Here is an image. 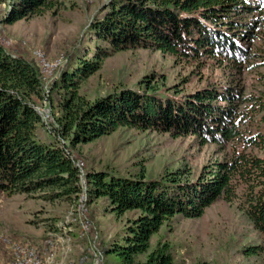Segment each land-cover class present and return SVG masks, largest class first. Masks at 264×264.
<instances>
[{
    "label": "trees",
    "instance_id": "1",
    "mask_svg": "<svg viewBox=\"0 0 264 264\" xmlns=\"http://www.w3.org/2000/svg\"><path fill=\"white\" fill-rule=\"evenodd\" d=\"M0 5L6 7L2 23L10 25L56 15L62 3L0 0ZM102 13L90 27L95 44L70 55L45 96L54 109L56 93L57 142L37 136L42 123L32 99L45 95L37 67L0 46V194L77 200L80 178L66 145L91 143L120 127L194 137L199 146L214 145L223 154L194 181L87 175L90 196L107 199L115 215L138 213L124 237L104 249L105 264H175L170 245L158 242L150 250L151 238L176 215L200 217L216 201L235 204L264 241V91L246 94L243 87L209 84L184 92L166 88L164 76L150 75L141 90L121 88L93 101L80 94L81 83L117 52H159L189 66L191 75L207 63L239 76L264 69V0H110ZM258 34L263 46L255 65L251 44ZM258 251L244 250L247 256Z\"/></svg>",
    "mask_w": 264,
    "mask_h": 264
},
{
    "label": "rangeland",
    "instance_id": "2",
    "mask_svg": "<svg viewBox=\"0 0 264 264\" xmlns=\"http://www.w3.org/2000/svg\"><path fill=\"white\" fill-rule=\"evenodd\" d=\"M60 1L62 6L56 15L10 25L2 23L6 7L0 5V46L13 56L32 61L39 71L45 95L32 102L42 123L37 136L46 142L58 141L55 118L59 112L54 106L57 97L54 92V109L49 108L45 102L48 89L71 54L95 44L90 27L102 17L110 0ZM259 38L258 34L251 44V63L255 65L260 63L256 56L263 46ZM190 71L189 66L177 65L172 57L159 52H117L104 61L100 71L81 83L80 94L93 101L121 88L141 90L143 79L150 75L164 76L166 88L176 86L184 92L209 84L243 87L246 94L264 91L263 68L243 71L239 76L229 68L207 63L199 75H191ZM186 78L190 81L183 85ZM66 148L79 176L83 174L78 199L51 202L42 199L41 194H0V264L16 263V244L35 248L40 264H105L109 259L104 249L124 237L125 228L138 213L117 216L107 199L91 197L88 174L129 179L144 176L147 180L171 176L191 182L205 176L223 159L218 147H201L194 137L174 139L121 127L91 143ZM158 242L170 245L175 264H264V241L235 204L223 201L213 203L200 217L176 215L151 238L150 250ZM251 247L258 253L245 255L244 250Z\"/></svg>",
    "mask_w": 264,
    "mask_h": 264
},
{
    "label": "built area",
    "instance_id": "3",
    "mask_svg": "<svg viewBox=\"0 0 264 264\" xmlns=\"http://www.w3.org/2000/svg\"><path fill=\"white\" fill-rule=\"evenodd\" d=\"M42 63H44V58H42ZM45 122H47L45 120ZM76 166V164H75ZM83 177V174L81 176H79V178ZM17 253H18V257L15 260L16 263L15 264H40V260L39 257L36 254V249L35 248H30L27 246H20V245H14ZM20 255V256H19Z\"/></svg>",
    "mask_w": 264,
    "mask_h": 264
}]
</instances>
